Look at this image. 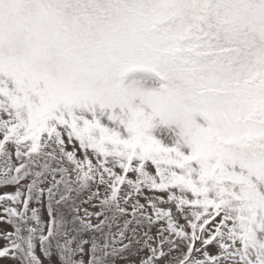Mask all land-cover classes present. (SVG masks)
Returning <instances> with one entry per match:
<instances>
[{
	"label": "snow or ice",
	"instance_id": "obj_1",
	"mask_svg": "<svg viewBox=\"0 0 264 264\" xmlns=\"http://www.w3.org/2000/svg\"><path fill=\"white\" fill-rule=\"evenodd\" d=\"M0 186L14 264H264V0H0Z\"/></svg>",
	"mask_w": 264,
	"mask_h": 264
},
{
	"label": "rangeland",
	"instance_id": "obj_2",
	"mask_svg": "<svg viewBox=\"0 0 264 264\" xmlns=\"http://www.w3.org/2000/svg\"><path fill=\"white\" fill-rule=\"evenodd\" d=\"M15 190H16L15 186H0V195H3L4 193H11L14 192ZM41 211H43V209ZM2 212L3 209L0 208V233L4 231L7 232L14 231V228L5 222L6 217L2 215ZM5 243L6 242L2 238H0V248L4 247ZM0 264H14V261L11 258H0ZM117 264H132V262L127 261L124 258H121L117 260Z\"/></svg>",
	"mask_w": 264,
	"mask_h": 264
}]
</instances>
